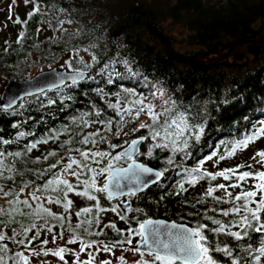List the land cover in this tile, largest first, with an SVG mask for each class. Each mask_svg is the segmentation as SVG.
I'll return each instance as SVG.
<instances>
[{"label": "trees", "instance_id": "1", "mask_svg": "<svg viewBox=\"0 0 264 264\" xmlns=\"http://www.w3.org/2000/svg\"><path fill=\"white\" fill-rule=\"evenodd\" d=\"M22 5L21 15L15 10L14 18L19 17L22 23L14 21L9 35L0 36V86L9 77L19 80L29 78L35 66L43 70L60 64L61 68L87 72L88 76L75 84L68 82L57 89L24 98L7 111L0 106V141H16L10 144L0 142V151L5 153L0 159L15 170L9 172L5 169L3 177L13 176L14 179L0 177V186L5 191L12 189L19 192L25 181H34L32 187L20 194L19 198L23 200L28 198L27 194L35 186L44 185L53 173L60 171L69 156H78L74 149L109 152L110 156L98 164L89 161L92 168L99 169L106 167L111 157L123 152L132 140L141 136L147 139L140 144L137 159L163 171V176L139 194L119 199L130 200L132 211L119 209L116 200H109L100 192L93 193L100 206L110 209L115 205L117 212L104 211L97 217L96 201L78 196L81 209L88 207L92 212L77 216L73 214L72 199V206L67 212L62 204H48L42 200L52 212L66 217L64 228L59 226L57 220L50 217L39 219L29 214L32 209L21 204H10L12 197H0V208L12 212L11 216H4L5 223L0 224V233L14 237L0 241V245L8 249L6 253L0 252L6 264H23L16 256L17 252L28 257V264H34L30 262L29 255L33 250H39L33 247L39 246L44 239L50 240L40 234L39 239L29 244L22 226L26 228L31 223L44 225L47 221L52 233H66L69 239V222L74 226L92 221L91 227L82 223L77 230L82 240L122 246L116 245V242L128 237L129 230L138 229L139 223L146 218H161L191 228L198 224L215 227L204 219L205 213L226 221L233 219L232 215L222 217L219 211H210L212 208L228 209L231 203L217 204L211 196L205 197L204 203L198 201L205 196L209 186L224 184L227 187L236 182L238 174L264 170L257 162L260 158L256 156L264 150V136L251 142L245 149H238L232 157L220 159L221 156L227 157L237 142L252 135L259 127H264V0H35V3L22 0ZM35 5L39 6V11L28 19V13L34 11ZM6 12L3 10L1 17ZM170 53L189 61L172 57ZM153 96L161 98L163 103L162 109L155 113L157 120L154 122L150 119L145 124L160 133L155 140L150 136L148 127L135 128L140 120L147 119L146 112L132 120L125 111L132 109L131 115L135 116L136 109L140 107L138 101ZM109 104L120 105L124 122ZM166 109L171 110L169 117L186 112L191 123L204 125L203 135L199 142L190 141L191 147L177 151L174 156L170 149L158 147L148 155L147 151L152 145L164 142L161 139L164 135L161 125L166 117L161 113ZM97 111L99 116L96 115ZM85 113L88 115H83L81 119ZM109 120L112 122L111 131L105 129ZM85 121L88 122L87 126ZM96 121H104L105 124ZM121 124L122 131L117 136V128ZM65 128L67 131H63L58 139L49 138L47 143H40L35 149L27 151V146L37 139L43 140L50 133ZM96 131L106 138L105 142H98L95 146L79 143L88 133ZM20 132L26 135L17 140ZM96 139L99 141L100 137ZM111 145L116 147L112 148ZM16 152L22 155L17 157L14 155ZM52 152L56 155L49 156ZM254 156L256 159H253ZM169 157L173 158V162L166 164ZM57 161L61 163L42 178L38 179L34 174L49 169ZM128 161L121 159L112 163L114 167H121ZM240 165L244 167L238 168ZM248 165H252V168ZM237 168L238 172L230 174L229 180L218 177L210 182L206 177L195 184L187 182L193 169L214 174ZM73 171L76 170L73 168ZM90 176L91 173L85 170L81 180ZM256 182L249 179L241 187H228V191L235 196L241 192V188H248ZM79 190L83 191V186ZM42 195L58 197L62 192L48 191ZM213 196H224V190L218 189ZM32 203L35 206V202ZM20 212L25 215H20ZM121 214L126 217L125 220L120 219ZM97 218L100 221L98 226L95 224ZM109 224H115L116 228L106 227ZM85 228L89 232L102 234L88 235ZM14 229L18 235H14ZM37 230L41 232L43 229H33L26 235L31 237ZM232 231L240 229L234 227ZM208 235L211 239V234ZM260 235L251 232L252 239L245 237L241 241L223 235L215 239L217 242L224 241L222 247L233 248L234 256L243 255L247 264H257V257L259 264H264V256L258 251L262 247ZM21 239H25L27 248L18 243ZM131 239V245L140 240L134 231ZM238 244H243L249 251L235 247ZM45 247L53 249L48 244ZM211 255L222 264H231L230 258L222 253L213 252ZM69 257L71 255L66 252L64 258ZM240 264H244V261Z\"/></svg>", "mask_w": 264, "mask_h": 264}, {"label": "snow or ice", "instance_id": "2", "mask_svg": "<svg viewBox=\"0 0 264 264\" xmlns=\"http://www.w3.org/2000/svg\"><path fill=\"white\" fill-rule=\"evenodd\" d=\"M15 0H13V3ZM33 2L35 3V0H25V3ZM39 11V6L35 5V9L32 12L28 13V19H31L32 16L36 14V12ZM63 11V10H61ZM11 18V17H9ZM71 23L72 21H68ZM15 23H22L19 17L16 18ZM26 23V21L24 22ZM59 23H64V21H59ZM23 32H21L20 36L23 38ZM95 59V58H93ZM79 78L84 77V73H79L77 76H73L71 79L73 83H77V80ZM155 95V93H153ZM70 98V97H69ZM52 101H50L51 103ZM13 101H9V104L4 109V111H7L8 108H11ZM138 103L141 104L139 108L136 109L135 116H132V109H126L125 111L128 113L129 116H131L132 120H135L139 117L140 113L147 112L150 119H152L154 122L157 120V115L154 113V106L149 105H143L142 101H138ZM175 104V101L172 102ZM109 107L117 111V115L121 116V122H124V116L120 113L119 104H109ZM170 109H166L165 112L161 113V115H165L166 119L164 123L161 125V127L164 129V135L161 138L164 142L158 143L152 145L147 151L148 155L152 154V151L154 148H163V149H170L173 153V156L176 154L177 151H184L185 149H188L191 147V142H199L203 135L204 131V125L203 124H193L191 123L190 119L188 118V115L186 112H179L174 117H169L168 113L170 112ZM83 115H88L87 113L82 114L81 119L83 118ZM96 115L99 116V111L96 112ZM75 118H73V123H75ZM100 124H105L104 121H96ZM87 126L88 122H84ZM111 120L107 122L105 125V129L107 131H111ZM16 127V125H14ZM141 128L148 127L149 128V134L150 136L155 140L160 133L148 125L141 124ZM67 131V129H62L60 132L50 133L49 137L41 140L37 139L34 143H31L27 146V151H31L32 149H35L38 144L40 143H47V140L49 138L52 139H58L59 135L63 132ZM122 131V124L118 125L116 135L119 136L120 132ZM185 133H188V135H185ZM26 134L24 132H20L19 136L16 138L17 140L20 137H24ZM28 135H32L29 133ZM100 137L99 141L96 139V137ZM264 136V127H259L252 135L246 136L243 140L237 142L235 145L232 146V150L227 153V157L221 156L220 159L223 160L225 158L232 157L236 151L245 149L251 142L255 141L259 137ZM147 139V137L141 136L139 139L132 140L129 147L126 148L123 152L115 155L114 157H111L109 159L108 164L106 167L93 169L91 167L92 163H100V160L108 158L110 156L109 152H101V151H85L83 149L77 148L74 149L77 153H79V156L81 159H76L72 156L68 157V161L66 164H64L63 168L53 173V176L51 179H48L46 183L42 186L37 185L35 186L31 192H29L28 198H25L23 200H20V194H23L25 189L32 187L34 184V181H25L22 186L19 189V192L13 191L12 189H9L5 191L3 186H0V197L8 198L12 197L13 199L10 201V204L16 205L21 204L24 207L28 209H32V212L29 213L30 215H34L35 217L39 219H45L46 217H50L51 219L57 220L60 222V227L64 228L65 224L64 221L66 220V217L58 215L51 211L50 208L45 207L44 203L41 201L44 200L48 204L55 203L57 205H61L64 208V211L67 212L68 209L72 206L73 201L68 199V194L73 192L75 187L82 184L83 185V191L76 192L77 196L80 197H86L88 200H94L96 201V216H99L100 212L104 211H112L117 212V207L113 205L110 209H105L100 206L99 200H97V197L93 194L94 192H100V193H106L107 198L109 200L113 199L115 196H122V195H128L132 196L135 195V192L139 190V188L147 187L150 183H156L159 181V178L163 176V171H155L149 167L144 166L143 164H138L134 160L132 163H129L127 168H115L113 166L112 161H120L122 158H127L128 160L132 159V155L134 152H138V145L143 141ZM106 138L103 136H100V132L96 131L93 133H88L86 136L83 137L79 143L83 145L92 144L95 146L98 142H105ZM3 144H10L15 143V140L9 141V140H3L0 141ZM64 143H69V141H65ZM112 148H115L116 145H111ZM70 151H73L70 149ZM11 154V153H10ZM5 153L3 151H0V157H4ZM15 156L19 157L22 155L21 152L14 153ZM56 155L55 152L49 153V156ZM185 155H188V153H185ZM260 159L257 161L261 164L262 167H264V150L258 152L256 154ZM211 158V157H209ZM44 159H47V157H44ZM253 159H256L254 156ZM61 161H63V157L61 158ZM61 161H57L56 164H52L49 166V169H45L42 171H38L34 173L36 177L42 178L44 175L47 174L48 171H50L53 168H56L58 164L61 163ZM173 162V158L169 157L165 163L171 164ZM76 166L78 169L77 171H73V166ZM239 167H244V165H240ZM249 168H252V165H248ZM237 169H224L223 171L216 172V173H209V172H201L200 169H193L191 172H189L190 179L187 181L188 183L195 184L197 180L209 178V181L216 180L218 177H222L224 180L231 179L230 174L235 175L238 172ZM7 169L9 172L15 171L13 168L8 167L5 165L3 159H0V177H3V173ZM91 173V176L89 178H85L81 180L82 173L85 172ZM165 169L164 171H166ZM107 173V182L103 184L102 187H97L96 185V176L97 175H103ZM195 173V175H193ZM64 174H68L71 176L76 177L78 181V185L74 186L72 183H70L66 178H64ZM152 176L155 179L148 180L147 177ZM9 180H13V176H7L3 177ZM124 179H129L130 182H134L138 187L137 188H131L127 184H121V181ZM249 179H254L257 181L255 184L251 185L248 188H241V192L239 194H236L233 196L231 192L228 191V187L231 188H237L241 187V184L246 182ZM218 189L224 190V196L222 197H215L213 196V193L216 192ZM181 190L183 191V185H181ZM48 191H56V192H62V195H59L58 197H51V196H43L42 194L44 192ZM37 193H41V195H37ZM211 196L213 200L219 204V203H231V207L228 209L219 210L216 208L210 209V211L217 212L219 211L220 216L222 217H229L230 215L233 216V219L231 220H222L217 219L214 216H208L206 213L204 215V219L210 221L211 225H215V227H208L204 224H198L195 228H186L183 226H180L178 231L173 233L172 231H167L163 234L160 233V228L167 227L163 224V222L160 221H153L151 219L145 220L143 223H140L139 228L132 230H129V236L126 237L124 240L117 241L116 245H123L125 243L131 245L132 239L131 235L134 231L136 235L139 236L141 244L137 245L134 249H123V251H139L141 247H145L147 249V254L152 257L151 261L147 260H140L137 262V264H222V262L218 259H216L211 253H222L224 257L230 258L231 264H240L241 261H244V264H247V261L245 260L243 255H233V248L227 247V246H221L224 241L217 242L215 239L216 237H219L221 235L225 237H232L236 241H241L245 237H247L249 240L252 239L251 232L260 233V244L262 245L261 248L258 249L261 256H264V170L261 171H245L241 174L236 175V182L232 183L229 186H225L224 184H220L216 187L209 186L207 188V191L205 193L204 197H201L198 203H204L205 197ZM259 197V199H257ZM32 202H35V206ZM251 205H255L252 207ZM195 207V205H193ZM14 211H18L17 209H14ZM125 211H132L130 205L125 207ZM136 211H140L137 209ZM91 208H83L80 212L77 213V216L91 213ZM20 215H25V213L20 212ZM12 212H6L3 208H0V224H4L5 221L3 220L4 216H11ZM121 220H125L126 217L124 215H120ZM14 222V221H12ZM82 223H87L89 227L92 226V221H85L81 223H77L74 226L71 225L69 222L67 230L71 233L70 238L66 241L67 244H76L79 242L80 247L77 252L72 253L76 259L73 262V264H93V261L95 260V256L92 253H88L90 256L89 260L80 261L79 255L80 253H84L87 248H91L96 242L95 241H87L82 240L80 238L79 233L77 230H79L82 226ZM100 223L99 219L97 218L95 220V224L98 226ZM155 225H159V227H156ZM106 227H111L113 229L116 228L115 224H109L106 225ZM239 228L240 231H232V228ZM23 228V232L25 234V239L29 241V244L31 241L39 239L40 237V231L37 230L31 237H28L26 234L33 229H43L48 233H52V227L47 226V221H45L44 225H38L36 223L29 224L26 228ZM178 226L176 224L171 225V229H177ZM85 233L88 235H100L101 232H89L87 228L84 229ZM14 235H18L19 233H16L15 229L13 230ZM117 232L119 233V230L117 229ZM211 234L212 238H209L208 234ZM165 237L164 239H161V236ZM60 238L62 239V234H59ZM6 239H14V237H6L4 234L0 233V241H4ZM25 239H21L18 241L19 244L24 245L26 248L28 247L27 244H25ZM57 239V235L54 234L52 236V242L55 243ZM49 243L47 239H44L40 243V251L33 250L32 254L40 256H48L53 255L56 257H59L61 260H64V254L66 252H72L71 249H68L66 247H58L56 249H47L45 246ZM103 243V242H100ZM235 247H239L244 250V252L249 251V249L244 248L243 244H238ZM104 252H111L112 247L105 245L102 249ZM8 251L7 247L5 245H0V252L6 253ZM145 253L141 252L140 255L143 256ZM16 256L19 257L20 260L23 261V264H28V257L24 256L22 253L17 252ZM14 259V258H13ZM120 260V264H125V259L123 256L118 257ZM0 264H6L4 256L0 255ZM64 264H67V261L64 262ZM100 264H112L110 260H101ZM257 264H259V257H257Z\"/></svg>", "mask_w": 264, "mask_h": 264}, {"label": "rangeland", "instance_id": "3", "mask_svg": "<svg viewBox=\"0 0 264 264\" xmlns=\"http://www.w3.org/2000/svg\"><path fill=\"white\" fill-rule=\"evenodd\" d=\"M22 0H15V2L13 3V0H0V13L3 10H7V14L4 17H1L0 15V36L2 35L3 37H7L9 35V30L11 28V26H13V23L15 21V10L17 11V13L19 15H21L20 13H22ZM11 17V18H9ZM63 64V62H60ZM52 67H57V68H61L60 64H55L49 68H45V69H50ZM43 69V70H45ZM41 71L39 69L38 66L33 67V75L37 72ZM32 76V75H31ZM8 79V78H7ZM7 79H5L3 81V83L0 86V90L2 89V86L5 84V82L7 81ZM19 80V79H18ZM143 105H153L154 106V113H156L158 110H161L163 107V103H162V99L161 98H154L150 97V98H146L144 100H142ZM141 106V104H140ZM146 112V111H145ZM147 113V112H146ZM145 121L140 120L135 128L140 127L141 124H146V122L150 121V117L147 114L146 115ZM74 158L76 159H81L80 156H75ZM73 168L77 171L78 169L76 168V166L74 165ZM93 169H97L96 167H94ZM64 178H66L70 183H72L74 186L78 185V181L76 179V177L68 175V174H64ZM107 175L103 174V175H97L96 176V185L97 187H102L104 184V181L106 180ZM82 184L78 185L77 187H75L74 191L71 192V195H68V199H72L74 200L73 203V214L76 215L80 210L81 207L79 206L77 199L78 196L76 195V192L80 191L79 189L82 188ZM77 198H75L76 196ZM2 201V200H1ZM80 207V208H79ZM41 236L44 238H50L48 245L53 247V249H56L58 247H66L68 249H71L72 252H69V254L71 255V257L64 258V260H61L59 257L53 256V255H48V256H37V255H32L30 253L29 255V260L30 262H33L34 264H64L65 261H67V264H73V262L75 261L76 257L72 254L74 252H77L79 250L80 244L79 242L74 244H67L66 241L67 239V235L66 233H63L62 236L63 238L61 239L59 235H57V239L55 241V243L52 242V236L55 234L53 233H48L46 234L44 230H41L40 232ZM40 246V245H39ZM38 245L33 247L34 249H38L40 251V247ZM105 245L102 244H94L91 248H87L85 250L84 253H80L79 255V260L85 261V260H89L90 256L88 255V253H92L95 256V260L93 261V264H100L101 260H110L112 262V264H120V260L118 259V257L123 256L125 259V264H137L138 261L140 260H147V261H151L152 257L150 255H148L147 253H145L143 256L140 255L141 252L138 251H123V249H131L128 248L126 246H112V245H108L112 247V251L111 252H104L102 250L98 249H102ZM50 247V248H51ZM158 264V262H157Z\"/></svg>", "mask_w": 264, "mask_h": 264}, {"label": "water", "instance_id": "4", "mask_svg": "<svg viewBox=\"0 0 264 264\" xmlns=\"http://www.w3.org/2000/svg\"><path fill=\"white\" fill-rule=\"evenodd\" d=\"M166 48H167V46H166ZM227 54H228V52H227ZM227 54H225L222 58H224ZM170 55L172 57L178 58V59L183 60V61H189L186 58H182V57L176 56V55L171 54V53H170ZM190 62H192L195 65H201V63H199V62H193V61H190ZM79 73H84V77L83 78H79L78 77L77 82L86 79L87 76H88L87 72L71 71V70H68L66 68H60L59 69L57 67H52L50 69L41 70V71L35 73L34 75H32L29 78L24 79V80H18V79L9 77L7 79V81L5 82V84L2 86V89L0 90V106L3 109H5L7 107V105L9 104V101H13L12 106H11V108H13V107H15L17 105V103L20 100H22L24 98L35 96V95L43 93V92H45L47 90H54V89H57V88L65 85L68 82H73L71 78L73 76H77ZM11 108H8V109H11ZM136 139H139V138H136ZM136 139H134V140H136ZM140 144L137 146L138 147V152H134L133 153L132 159L129 160L127 162V164H125L124 166H121V167H114V169L115 168H127L128 164L132 163V161L134 160L138 164H143L144 166L151 168L153 170V172L159 171V170H157V169H155V168H153V167H151V166H149L147 164H144V163L140 162L137 159V156H138V153H139ZM122 159L128 160L127 158H122ZM161 178H159V180H161ZM147 179L148 180H153L155 178L152 177V176H148ZM105 182H107V178L104 181V183ZM121 184L122 185L123 184H127L129 187L134 188V189L138 187L134 182H130L129 179L122 180ZM152 184H155V183H150V184H148L147 187H149ZM147 187L139 188V190H137L135 192V195H137L140 192L144 191ZM104 194L107 196L106 193H104ZM135 195H132V196H135ZM125 196H128V195H122V196L113 197V200L117 201L116 202V206L119 209L123 210V211H125V207L126 206H128V205H130V207L132 206V202L130 200H128V201L119 200L120 198L125 197ZM149 219H151L153 221L163 222V224L167 226V227H164V228H160V233L161 234H163V233H165L167 231H172L173 233H175V232L178 231L180 226H183V227H186V228H191L189 225L177 224V223H174L172 221H167V220H164V219H161V218H146V219L142 220L140 223H143L145 220H149ZM140 223H139V225H140ZM172 224H176L178 226V228L177 229H171V225ZM139 225H138V228H139ZM155 226L159 227V225H155ZM164 238L165 237H163V235H162L161 239H164ZM140 244H141V241L139 240L137 243H135L133 245L127 244L126 246L131 248V249H134L137 245H140ZM138 252L147 253V249L145 247H141Z\"/></svg>", "mask_w": 264, "mask_h": 264}]
</instances>
